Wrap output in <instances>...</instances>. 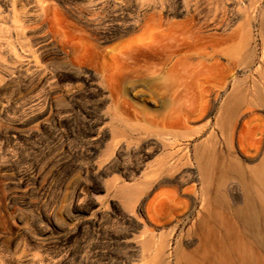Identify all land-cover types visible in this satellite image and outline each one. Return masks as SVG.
<instances>
[{"label": "rangeland", "instance_id": "obj_1", "mask_svg": "<svg viewBox=\"0 0 264 264\" xmlns=\"http://www.w3.org/2000/svg\"><path fill=\"white\" fill-rule=\"evenodd\" d=\"M39 1L42 0H0V54L9 50L11 42L18 45L16 29L21 25L20 17L28 21L45 16L43 26L39 27L42 31L28 34V39L37 43L36 60L24 53L23 74L10 78L0 74V264H154L149 254L143 260L139 257L133 241L150 239L145 230L154 229L152 220L161 223L163 228L156 229V235L161 234L166 240L180 220V210L190 204L186 189L200 184L195 180V184L180 187L163 182L170 178L167 173L150 174L151 166L162 156L147 158L146 152L152 151L160 129L150 128V135L128 144L112 138L111 132L119 127L103 118L110 107L111 83L100 75L94 76V72H101L103 67L114 68L121 55L118 58V52L131 47L138 34L105 30V26L88 23L85 18L77 19L87 0H48L51 7L46 13ZM164 1L170 21L188 17L175 13L182 0ZM199 1L203 13L190 15L203 27L200 31L209 41L208 51L213 50V40L216 46L221 39L235 36L229 45L215 48L227 49L217 55V60L229 66L224 67L230 74L226 80L228 93L235 80L248 78V85H253L255 79L261 82L257 68L262 65L259 27L264 19V0H244L247 12L240 21L232 1ZM216 4L226 10L219 14L229 22L226 30L205 28L208 8ZM239 23L246 30H238ZM26 25V30L37 27L34 22ZM50 29L62 30L63 35L55 38L47 33ZM238 32L249 33L247 45L239 43ZM94 45L100 49L99 58L91 53ZM198 62L197 54H193L185 73L186 97L197 93L207 78ZM221 85L217 80L212 86L214 94L221 91ZM121 88V100L133 105L131 109H121L129 112L130 124L136 125L138 107L130 94L125 95L124 86ZM225 98L226 93L221 94L217 109ZM153 101L141 105L148 110V117L161 120L169 111L162 103ZM261 111L264 116V110ZM200 127L204 124L192 122L181 126L185 132L179 141L182 150L187 148L194 153L206 140L211 129H204L203 135L193 134L197 128L203 129ZM240 129L241 124L237 132ZM180 169L189 168L180 165L179 172ZM121 186L133 201H125L117 194ZM199 208L198 202L191 218L177 227L173 248L179 238L187 242ZM170 252L173 250L167 255Z\"/></svg>", "mask_w": 264, "mask_h": 264}, {"label": "bare ground", "instance_id": "obj_2", "mask_svg": "<svg viewBox=\"0 0 264 264\" xmlns=\"http://www.w3.org/2000/svg\"><path fill=\"white\" fill-rule=\"evenodd\" d=\"M228 1L234 3L232 6L237 10L235 16L239 21L242 20L243 14L247 12L244 0ZM39 2L42 12L50 10L48 0ZM199 2H178L175 13L188 16L182 21H170L167 18L168 7L164 0H145L141 3L136 0H87L85 8L79 10L76 18H85L88 23L105 26V30L138 34L130 48L118 52L117 56L121 55L120 58L118 56V62L115 61L117 65L114 68L103 67L101 72H94V76L100 75L101 79L111 83L110 107L106 108L107 112L102 116L119 127L111 132L112 138L129 144L142 139L144 135H150V128L160 129L156 132L159 139L152 143V151L146 152L147 158L157 154L162 156L151 166L150 174L167 173L170 178L163 182H173L180 187L190 182L195 184V180L200 184V187L195 185L190 190L186 189L185 195L190 196V204L180 210V220H177V225L170 234L168 232L169 238L165 240L163 235H156V229L163 227L161 223L152 220L154 229L145 230L150 234V239L133 241L139 257L143 260L149 254L154 264H264V116L259 113V110H264V17L259 27L262 65L257 68L261 82L255 79L253 85H248V78L235 80L228 93L226 80L229 72L226 73V65L217 60V55L224 54L227 49L221 48L219 51L220 49L215 48L229 45L235 36L221 39L216 46L213 40V46L210 45L213 50L208 51L209 41L200 31L203 27L190 15L191 12H202ZM219 5L208 8L209 18L204 21L205 28L226 30L229 27V22L219 15L221 12L225 14L226 10L222 11ZM67 9L70 13L74 12L72 8ZM85 12L90 15L89 18ZM43 17L28 21L19 18L21 25L16 29L17 38L15 37L18 45L11 42L9 50L0 54L1 75L10 78L23 74L24 53H29L36 60L37 43L28 39V34L42 31L39 27L45 22ZM27 22H34L37 27L29 26L31 30H26ZM239 24L238 30H246L243 23ZM46 31L55 38L63 35L62 30ZM248 37L247 32L236 34L239 43L244 46L247 45ZM96 46L91 51L94 57L100 55V49ZM193 54H197L198 65L202 66V73L207 78L197 93L194 91L193 96L186 97L185 73ZM77 64L81 65V61ZM217 80L221 81V91L214 94L212 86ZM122 86L125 88V95L130 94L138 107L136 125L130 124L132 119L129 112L121 109V106H129V109L133 106L121 100ZM223 93H226V98L217 109L218 100ZM148 100L162 103V107L169 111L168 115L161 120L155 116L148 117V110L141 105ZM192 122L204 124V127H200L203 129L197 128L194 135L202 134L204 129H211L206 140L199 146L196 145L194 153L187 148L182 150L179 146L180 137L185 134L180 129L181 126L185 127ZM239 124L241 129L237 132ZM180 165L189 169H180L179 172ZM117 194L125 201H133L130 197L132 195L126 192L124 186L118 188ZM198 202L200 208L189 229L187 242L179 238L173 248L177 227L191 218ZM141 207L140 203V210ZM148 216L150 217L149 214ZM166 256L169 257L168 260Z\"/></svg>", "mask_w": 264, "mask_h": 264}]
</instances>
